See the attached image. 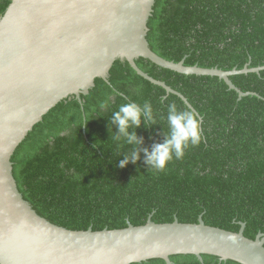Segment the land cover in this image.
Listing matches in <instances>:
<instances>
[{"label":"trees","instance_id":"obj_1","mask_svg":"<svg viewBox=\"0 0 264 264\" xmlns=\"http://www.w3.org/2000/svg\"><path fill=\"white\" fill-rule=\"evenodd\" d=\"M10 0H0V18ZM146 41L157 56L185 66L222 71L264 67V0H154ZM137 67L182 95L137 75L117 59L87 95L58 102L35 124L10 157L23 200L38 216L70 231L99 232L157 224H196L264 234V69L229 77L251 95L238 98L218 77L184 75L137 58ZM108 102L106 109L99 107ZM149 101L156 119L137 129L139 159L119 167L132 146L111 139L112 113L124 103ZM192 111L201 142L163 171L145 163L143 149L163 143L167 109ZM147 125V127H145ZM134 130V129H130ZM123 147L118 148L117 144ZM172 255V264H239L212 255ZM133 264H166L155 258Z\"/></svg>","mask_w":264,"mask_h":264},{"label":"water","instance_id":"obj_2","mask_svg":"<svg viewBox=\"0 0 264 264\" xmlns=\"http://www.w3.org/2000/svg\"><path fill=\"white\" fill-rule=\"evenodd\" d=\"M154 0H10L0 18V264H133L172 255H212L220 261L264 264V234L196 224H157L94 232L70 231L41 218L23 200L11 173L15 148L52 107L70 94L87 95L96 77L106 79L117 59L135 73L186 99L141 71L137 58L184 75L223 80L264 67L222 71L185 66L157 56L146 41Z\"/></svg>","mask_w":264,"mask_h":264},{"label":"clouds","instance_id":"obj_3","mask_svg":"<svg viewBox=\"0 0 264 264\" xmlns=\"http://www.w3.org/2000/svg\"><path fill=\"white\" fill-rule=\"evenodd\" d=\"M108 106L107 101H103L99 105L101 109H106ZM144 120L148 122V125L156 124L153 108L149 101H145L143 105L132 102L124 103L112 113L109 132L112 131L110 125H115L117 131H112L114 135L111 139L117 142L122 140L123 144L132 146V150L125 154L124 159L120 161L119 167L123 168L129 162L136 163L139 159L140 145L143 144V139L138 136L136 130L142 126ZM167 124L169 131L165 134L164 142L154 144L150 151L143 149L145 163L149 168L158 171H163L173 158L182 159L185 149L189 146H198L201 142L199 121L192 111H181L175 104H169ZM130 129L134 130L130 131ZM117 147L120 148L123 145L118 143Z\"/></svg>","mask_w":264,"mask_h":264}]
</instances>
